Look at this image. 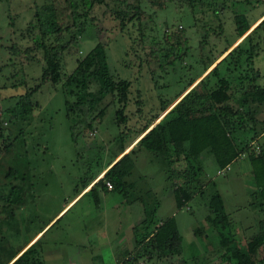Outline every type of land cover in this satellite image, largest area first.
Returning a JSON list of instances; mask_svg holds the SVG:
<instances>
[{
    "label": "rangeland",
    "instance_id": "374dc122",
    "mask_svg": "<svg viewBox=\"0 0 264 264\" xmlns=\"http://www.w3.org/2000/svg\"><path fill=\"white\" fill-rule=\"evenodd\" d=\"M66 4V0L0 1V236L6 248L1 258L10 247L22 246L67 205L41 233L47 230L40 240L47 251L43 258L41 255L45 264L122 263L124 253L135 250V227L143 234L145 226L172 216L181 239L180 254L165 258L144 255L139 262L233 264L225 256L229 245H220L221 238L229 243L234 238L244 247L264 220L248 158H237L220 174L212 155H204L199 177L202 185L197 189L201 193L178 208L173 188L180 181L171 178L170 167L157 153L137 143L146 131L137 134L162 107L176 102L177 95L210 59L220 60L242 39L236 38L235 13H244L253 23L264 13V0H166L161 8L151 6L148 0H103L89 11L80 5L76 21L85 30L78 34L77 45L64 50L62 73L68 75L77 58L101 42L110 72L115 78L129 80V86L126 122L116 120L120 105L115 99L91 126L88 115L80 118L75 140L62 80L42 81V44L50 43L57 34L47 42L39 24L33 23L37 22L35 13L47 5L67 24ZM135 5L140 8V17L129 19ZM123 12L126 20L122 29ZM180 34L184 40L176 50ZM234 40L236 43L220 55ZM253 66L259 70L257 82L264 84V50L253 58ZM27 90L32 92L29 112L24 111ZM256 109L258 118L264 120V103ZM155 122L157 119L149 127ZM259 140L264 142V135ZM129 145L120 157L133 150L119 168L133 166L120 189L107 192L98 185L74 199L81 180L97 175ZM176 168H183V163H176ZM19 186L23 188V203L7 204L6 198L12 190L18 194ZM214 192L219 193L227 217L223 226H212L206 220L215 216L208 208ZM262 249L258 251L260 259Z\"/></svg>",
    "mask_w": 264,
    "mask_h": 264
},
{
    "label": "trees",
    "instance_id": "16d2710c",
    "mask_svg": "<svg viewBox=\"0 0 264 264\" xmlns=\"http://www.w3.org/2000/svg\"><path fill=\"white\" fill-rule=\"evenodd\" d=\"M102 1L66 0L69 11L65 16L67 24L58 20L55 8L44 6L45 4L42 10L34 15L37 22L33 23L39 24L45 41L49 42L52 39L50 36L57 34L50 43L42 44L44 59L42 81L47 78L53 83L62 80V89L66 96V113L70 119L73 140L76 136V126L82 116L88 115L87 124L91 126V122L105 115L108 106L115 99L120 105L115 113L117 122L124 123L127 119L124 108L127 102L129 80L115 78L110 72L103 43L97 42L86 55L77 58L76 67L68 75L62 73L64 50L69 45H77L78 34L85 30L84 25L76 21L80 15V5L85 6L89 11L94 3ZM148 1L151 6L161 8L166 0ZM181 1L187 2V0ZM132 9L129 19L139 18L140 8L135 5ZM125 15V12L120 14L122 29L125 25ZM260 17L262 19L251 29L253 24L248 22L246 15L235 13L233 20L236 38L243 36L242 39L192 85L218 57L210 59L204 65V70L191 79L188 86L177 95L176 99L192 85L179 100L172 105L162 107L161 112L152 117L137 134L139 136L146 131L137 143L157 153L170 167L171 178L180 181L173 188L178 208L188 202L194 194L201 193V189L198 192L197 189L202 185L199 182L203 172L202 161L204 155L209 154L212 155L220 170H225L241 156L248 158L253 182L257 188L255 197L259 198L260 208L264 212V142L259 140L264 135V120L258 118L256 109L257 105L264 103V84L257 82L260 74L259 70L253 66V58L264 50V13ZM66 33L69 34L67 38ZM180 35L177 38L179 44L176 43V50L180 49L179 45L184 40L183 35ZM232 44L227 45L220 55ZM176 58L179 57L176 56ZM92 85L96 88L91 89ZM30 93L32 92L27 90L23 97L25 112H29L32 108ZM68 98L74 100L70 101ZM161 113L163 114L159 116ZM156 119L157 122L149 127ZM256 142L259 145L256 146ZM132 150L133 148L115 161L88 192L93 191L98 185L101 188L105 186V180L112 183V191L120 189L133 165L127 170L119 168V165ZM179 162L183 163V168L175 169V164ZM95 176L81 180V185L75 189V195L82 191ZM17 189L18 194L14 195L12 190L6 198L7 204L21 205L23 203V188L19 186ZM208 208L215 212L213 218H206L212 222V226H223L228 223L218 192L210 196ZM2 220L0 218V223ZM151 225L145 226L147 231L143 234H139L137 227L134 228L135 250L124 264H134L140 256L144 255L149 258L153 256L165 258L180 254L181 239L174 217L152 227ZM1 232L0 224V234ZM1 239L3 236H0V264H44L39 248L40 238L23 251L28 241L19 248L10 247L4 253L5 258H1L2 250L6 249L1 245ZM220 245H226V247L229 245L225 256L233 261V264H264V252L263 257L258 258L259 249L263 250L264 247V220L260 221L256 234L249 240H245L244 247H240L234 238L229 243L224 237L221 238Z\"/></svg>",
    "mask_w": 264,
    "mask_h": 264
},
{
    "label": "crops",
    "instance_id": "0c3cea01",
    "mask_svg": "<svg viewBox=\"0 0 264 264\" xmlns=\"http://www.w3.org/2000/svg\"><path fill=\"white\" fill-rule=\"evenodd\" d=\"M263 14V13H262ZM261 14V15H262ZM260 15V16H261ZM258 17L257 19H256V21H254L252 24V26H255L261 19H262V17ZM252 29V28H251ZM236 40H234L232 43L234 44V43H236L235 42ZM219 61V59H217L192 85H194L206 72H208L209 71V69H211L217 62ZM191 85V86H192ZM190 86V87H191ZM190 87H188L177 99H176V102L179 100V98L190 88ZM156 123V122H155ZM129 147H130V145L129 146H127L121 153H118L117 155H116V157H114L111 161H110V163H109V165H106L103 169H102V171H100L96 176H95V178L82 190V191H80L75 197H74V199L75 198H77L79 195H81L84 191H87L89 188H91V187H93V185L99 180V179H101L102 178V176L104 175V173H105V171L124 153V152H126V151H128V149H129ZM113 188V187H112ZM112 188H107L106 186H103L102 187V190H105V191H107V192H110V191H112ZM74 199H72L71 201H70V203L74 200ZM69 203V204H70ZM68 204V205H69ZM67 207V205H65L60 211H58V213L52 218V219H50V221H48V223H46L45 225H44V227L43 228H41L40 230H38V231H36V233L32 236V237H30V239L28 240V243H27V245L22 249V251L27 247V246H29L32 242H34L36 239H38V238H40V240L42 239V237H43V235H44V233L47 231H45L43 234H41L42 232H43V230L48 226V224H50L52 221H53V219L58 215V214H60L65 208ZM39 248H40V250H41V255H42V258H43V256H44V254L47 252L45 249V247H44V245L42 244V243H39ZM125 255H124V259L122 260L123 262L126 260V259H128L129 257H131L132 256V253H127V252H125L124 253ZM70 261H68V262H66V263H69ZM45 264V263H44ZM65 264V263H64ZM69 264H74V263H69ZM118 264H121V260H118Z\"/></svg>",
    "mask_w": 264,
    "mask_h": 264
},
{
    "label": "built area",
    "instance_id": "2783aa9c",
    "mask_svg": "<svg viewBox=\"0 0 264 264\" xmlns=\"http://www.w3.org/2000/svg\"><path fill=\"white\" fill-rule=\"evenodd\" d=\"M229 167H226L225 169H228ZM224 170V169H223ZM218 173H222V169L221 170H218L217 171ZM104 184H105V186L107 187V188H112L113 186H112V183L110 182V181H108V180H105V182H104ZM65 264H69V263H65ZM121 264H124V262H122ZM134 264H142L141 262H139V261H137V262H135Z\"/></svg>",
    "mask_w": 264,
    "mask_h": 264
}]
</instances>
